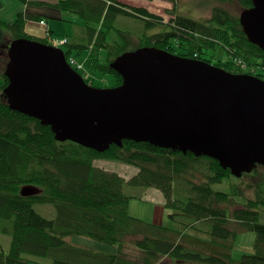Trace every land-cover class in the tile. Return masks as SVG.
<instances>
[{"label": "trees", "instance_id": "16d2710c", "mask_svg": "<svg viewBox=\"0 0 264 264\" xmlns=\"http://www.w3.org/2000/svg\"><path fill=\"white\" fill-rule=\"evenodd\" d=\"M30 8L10 23L0 19V219L9 221L12 236L8 251L0 249V264H264V166L234 176L208 156L164 149L148 142L124 140L104 152L73 141H58L50 126L10 108L3 94L8 85L5 69L9 46L14 40L31 38L50 43L49 38L29 35V20L55 17L70 21L77 30L68 41L66 55L87 53L86 67L79 73L112 75L115 86L122 76L111 63L127 51L156 46L175 54L204 60L233 73H248L264 79V50L251 43L240 23L242 10L252 0H220L235 3V9L215 7L210 18L195 19L178 12L180 0L163 17L143 7H129L120 0H57L55 3L18 0ZM3 1L0 0V10ZM51 11L42 14L39 9ZM45 15V16H44ZM49 15V16H48ZM50 17V18H51ZM125 19L145 28L165 25L169 29L153 35L133 34ZM217 44L227 59L215 56ZM246 65L247 69L244 68ZM92 82V83H90ZM113 160L136 167L130 179L95 164ZM246 177L257 183L240 186ZM236 179L229 192L215 184ZM36 186L38 194L21 195L24 186ZM160 190L166 201L171 225L151 223L129 214L130 189ZM240 188V190L238 189ZM138 198V197H137ZM36 203H50L56 216L38 213ZM261 209V210H260ZM256 233L254 253L236 260L232 255L239 233ZM88 238L115 248L114 252L89 248L75 242Z\"/></svg>", "mask_w": 264, "mask_h": 264}, {"label": "water", "instance_id": "95a60500", "mask_svg": "<svg viewBox=\"0 0 264 264\" xmlns=\"http://www.w3.org/2000/svg\"><path fill=\"white\" fill-rule=\"evenodd\" d=\"M240 13L248 40L264 50V0ZM122 84L99 88L63 48L22 38L9 46L3 94L10 108L50 126L58 141L104 152L124 140L208 156L236 177L264 166V79L144 46L118 56ZM40 189L24 186L22 196Z\"/></svg>", "mask_w": 264, "mask_h": 264}, {"label": "rangeland", "instance_id": "374dc122", "mask_svg": "<svg viewBox=\"0 0 264 264\" xmlns=\"http://www.w3.org/2000/svg\"><path fill=\"white\" fill-rule=\"evenodd\" d=\"M3 1V8L0 10V19L13 23L18 16V13L23 8V3L18 0H2ZM126 2L129 7H143L148 9L150 12H154L163 17L165 23L170 22L173 19V15L168 13L167 11L169 8L165 6L166 3L163 0H148L146 1V6L142 5V3H138L140 1L135 0L131 2L127 0ZM138 3V4H137ZM164 3V4H162ZM232 3V2H231ZM220 3V0H180L177 4L178 12L183 13L186 16L206 20L211 17L212 11L215 7L219 5H223L229 9H235V3ZM126 4V3H124ZM170 8L173 9V3L169 4ZM48 23L56 22L59 23L58 20H53L49 17H46ZM125 23L128 25L124 27H129L133 34L138 36L144 35H153L156 33H160L169 29L168 26L163 24L158 26H153L149 28H145L144 25L135 22L133 19H125ZM39 26V25H38ZM34 30L36 27H31ZM43 28V27H42ZM65 51L68 50V45H61ZM81 54H77V57L80 59ZM215 56L221 59H227L228 52L227 50L222 47L221 44H217L215 50ZM84 57H81V59ZM78 59V61H80ZM244 66V64H243ZM247 69L246 65L244 66ZM90 78L93 80V85L99 88L105 87H112L115 85V79L112 75H106L105 77L101 76L100 74L90 73ZM92 83V82H90ZM3 84V79L0 77V87ZM99 167L105 168L107 170H112L115 172L120 173L124 178L130 179L133 175L138 172L134 166L126 165L118 161L113 160H98L97 161ZM236 179L230 178L225 179L222 183H218L214 185L216 190L230 192L232 189V185H236ZM257 179H252L246 177L244 182L240 186L243 188L244 192L250 193L249 190H246V186L257 183ZM236 187H238L236 185ZM240 190V188H238ZM241 191V190H240ZM129 193L135 195L130 201L129 205V214L133 217L142 219L147 222L162 224L165 226L171 225L169 214L172 212L170 208L166 207V201L163 193L160 190L149 188V189H130ZM35 210L40 213L41 215L52 219L56 216V208L53 204L50 203H36L34 205ZM261 210V209H260ZM260 221L264 223V210H261ZM6 227H9V221H3L0 219V249H4L8 251L11 246L12 236L5 230ZM75 242L87 246L89 248H95L97 250H103L108 252H114L115 248L105 245L103 243H99L93 241L88 238L82 237H75ZM256 241V233L253 231H244L239 233L238 238L236 240L234 249L232 250V255L236 260L241 259V257L245 254H253L254 253V244ZM32 262L30 264H39L36 262V258L31 257Z\"/></svg>", "mask_w": 264, "mask_h": 264}, {"label": "crops", "instance_id": "0c3cea01", "mask_svg": "<svg viewBox=\"0 0 264 264\" xmlns=\"http://www.w3.org/2000/svg\"><path fill=\"white\" fill-rule=\"evenodd\" d=\"M31 1H41V2H44V3H48L49 4V3H55L57 0H31ZM120 1L122 3H126V4L128 3V2H126L127 0H120ZM130 1L131 2H134L135 0H130ZM137 1H140L138 3H142V5L146 6L145 4H147L146 1H148V0H137ZM163 1L166 3V5L164 3H162V4H164L165 6H168L167 8L171 9L170 6H169V4L171 2H168V1H165V0H163ZM27 8H30V4H23L22 10L25 11ZM148 9H149V7H148ZM39 10H40V13H42V14H52V13H50L51 11L45 10V8L39 9ZM50 17L51 16H49V18ZM59 17H60L59 14H55V17H51V19H53V20H58L59 23H56V22H50V23H48L46 17H43V20H45V22H46L45 24H42L41 23V20H29L26 23L25 31L29 35L34 36V37H38V38L48 37V33H49V34L52 35L51 37H53V38H68L69 40L74 35V33L76 32V30H77V34H80V30L78 29V27L76 28V24H78L79 21H77L76 18H74V16H65V18L71 19L70 21H72V22L62 20V18L58 19ZM30 26L31 27H34L35 26L36 29L35 30L33 28L29 29ZM75 54L72 53L73 56H75ZM75 57L77 59H79V57H77V56H75ZM81 57H84V58L81 59ZM86 58H87V53L86 52H84V53H82L80 55L81 61L85 60ZM97 161L98 160L95 161V164L99 167ZM110 171H112V170H110ZM136 174H137V172H136ZM153 189H155V188H153Z\"/></svg>", "mask_w": 264, "mask_h": 264}, {"label": "built area", "instance_id": "2783aa9c", "mask_svg": "<svg viewBox=\"0 0 264 264\" xmlns=\"http://www.w3.org/2000/svg\"><path fill=\"white\" fill-rule=\"evenodd\" d=\"M41 23H45V21H42ZM68 42L67 38H62V39H58L55 40L54 43L57 45H63L66 44ZM69 63L76 68L79 71H83L85 69V64L83 62L78 61L75 57L71 56L69 58Z\"/></svg>", "mask_w": 264, "mask_h": 264}]
</instances>
